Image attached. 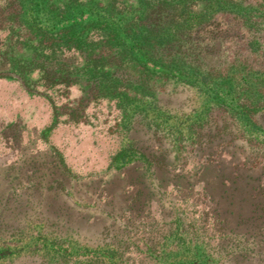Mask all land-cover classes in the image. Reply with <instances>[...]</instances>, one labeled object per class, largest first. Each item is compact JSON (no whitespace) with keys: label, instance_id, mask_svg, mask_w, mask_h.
Instances as JSON below:
<instances>
[{"label":"rangeland","instance_id":"rangeland-1","mask_svg":"<svg viewBox=\"0 0 264 264\" xmlns=\"http://www.w3.org/2000/svg\"><path fill=\"white\" fill-rule=\"evenodd\" d=\"M90 1L77 0L67 16ZM234 1L263 10L255 19L264 22V0ZM212 20L221 43L190 65L218 74L209 85L166 82L161 94L91 101L89 88L112 84L92 82V64L70 70L78 85L48 95L0 78V264H264V222H236L227 211L226 232L237 233L228 240L211 219L215 208L246 216L264 208V128L238 107L262 98L264 33L247 46L254 39L232 16ZM26 82L43 90L37 71ZM127 146L163 165L168 197L161 211L154 202L128 221L118 243L106 232L122 222H112L107 202L122 197L124 172L113 159ZM162 222H178V233Z\"/></svg>","mask_w":264,"mask_h":264},{"label":"trees","instance_id":"trees-1","mask_svg":"<svg viewBox=\"0 0 264 264\" xmlns=\"http://www.w3.org/2000/svg\"><path fill=\"white\" fill-rule=\"evenodd\" d=\"M75 2L77 0H0V78L15 80L29 92L48 95L47 91L54 86L66 90L78 85L72 80L71 71L92 64L98 70L89 79L95 82L101 76L112 84L111 90L104 93H100L97 85L89 88L87 94L92 93L91 101L116 97L128 101L132 99L130 92L142 97L155 95V91L163 93L159 90L160 83L180 81L209 85V78L218 74L211 69L192 72L190 65L194 57H207L221 43L213 33V26L217 24L212 19L216 16H232L239 22V28L247 29L254 39L247 46L255 42L259 32L264 33V22L255 19L259 17L255 13L261 14L263 10L250 2L91 0L92 7H79L76 14L68 17L67 10ZM197 42L206 45L199 48L193 45ZM66 52L70 55H65ZM33 71H37L44 82L41 92L28 89L26 77ZM131 79L139 84L131 85ZM257 91L261 100H241L238 107L252 123L257 116L264 128V83ZM114 162H120L115 167L123 170L124 183L122 197L118 200L110 197L107 202L110 207L107 214L112 222H122V225L106 233L109 239L116 238L119 243L129 232L126 230L128 221L139 217L146 207L155 202L162 210L169 184L158 174L163 165L153 161L138 146L122 148L114 156ZM254 189H259V184ZM222 195L229 204L233 203L234 194L224 189ZM171 209L174 210L173 205ZM216 209L211 219L218 223L216 230L224 239L237 236L232 229L226 232L229 221L224 213L227 211L229 215L236 214V222H264L262 206L250 209L247 216L241 210L221 212ZM161 226H167V232L178 233V222H162Z\"/></svg>","mask_w":264,"mask_h":264}]
</instances>
